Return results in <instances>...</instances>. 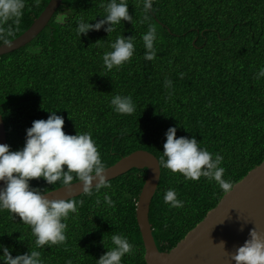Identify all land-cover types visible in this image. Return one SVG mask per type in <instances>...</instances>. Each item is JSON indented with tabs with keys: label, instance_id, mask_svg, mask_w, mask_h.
<instances>
[{
	"label": "trees",
	"instance_id": "obj_1",
	"mask_svg": "<svg viewBox=\"0 0 264 264\" xmlns=\"http://www.w3.org/2000/svg\"><path fill=\"white\" fill-rule=\"evenodd\" d=\"M49 2L39 0L37 6L26 0L20 23L9 21L12 34L6 40L29 29ZM101 2L64 0L32 42L0 56V112L11 150L24 146L26 129L34 120L47 119L49 110L63 116L66 134L92 133L106 168L138 149L160 159L165 132L177 126V137L195 136L201 147L224 157V178L234 187L264 161V78H254L264 66V0H154L147 20L143 0H128L133 23L121 21L109 34L102 28L78 36L76 21L101 19ZM149 24L157 30L154 61L144 59L142 35ZM121 35L133 36L134 55L108 72L102 56ZM166 78L171 88H165ZM116 94L133 97V114L113 111L110 100ZM146 177L147 169L133 168L108 181L110 188L72 198L77 212L65 221L67 241L61 245L36 249L30 227L2 211L0 243L13 256L38 250L44 264H96L111 246V236L123 234L135 253L125 255L122 264H147L137 221ZM30 184L45 192L63 186L59 181L47 185L43 178ZM170 188L184 201L183 208L164 202ZM105 194L114 207L103 203ZM225 194L215 181L185 180L162 168L150 211L160 250L174 248Z\"/></svg>",
	"mask_w": 264,
	"mask_h": 264
},
{
	"label": "clouds",
	"instance_id": "obj_2",
	"mask_svg": "<svg viewBox=\"0 0 264 264\" xmlns=\"http://www.w3.org/2000/svg\"><path fill=\"white\" fill-rule=\"evenodd\" d=\"M153 2L154 0H143L145 20L148 19L147 13L152 9ZM35 3L38 6L39 0H35ZM128 5V0H102L100 7L103 12L99 15L102 18L90 23V20L80 17L76 21L77 35L81 37L91 30L99 31L102 28L109 34L115 31V26L121 21L133 23ZM25 7L26 0H0V40H5L6 44H9L6 37L12 34V24L9 21L18 25ZM156 39L157 30L149 24L148 31L142 35L146 61H154L157 56L154 47ZM109 48V51L104 52L102 60L105 69L111 72L131 60L135 51L134 38L118 36L110 43ZM183 76L180 73L181 79ZM254 78H264V66ZM164 85L165 88H171L172 81L166 78ZM110 106L120 115H131L136 110L131 95H114ZM49 111L47 119L34 120L31 127L26 129L22 148L11 150L10 145L0 143V181L3 182L0 186V212L7 210L30 227L35 237L36 249L66 243L65 221L70 213L77 212V202L71 198L74 195V180L80 182L81 192L88 196H92L94 190L99 192L102 188L111 187L106 166L92 133L77 131L76 134H66L63 116L58 115L56 110ZM177 130V126H171L165 132L166 141L163 144V155L158 161L159 166L172 173H179L185 180L198 181L204 177L208 181H215L224 192H230L233 185L224 178V157L201 147L195 136L177 137ZM39 178H43L47 185H54L59 181L68 189L67 198H49L44 189L30 184L32 179ZM164 202L171 208L184 207V201L178 198L172 188L166 190ZM103 203L109 207L115 206L108 194L104 195ZM96 204H101L100 198L96 199ZM102 243L104 244L103 241ZM220 244L225 248L223 241ZM104 246L106 247L105 244ZM106 249L96 259V264H122L125 255L135 253L134 244L123 234H113L111 246ZM232 259L235 264H264V235L253 228L244 244L236 248ZM0 264H44V261L38 250L13 256L10 248L0 243ZM68 264L72 262L68 261Z\"/></svg>",
	"mask_w": 264,
	"mask_h": 264
},
{
	"label": "water",
	"instance_id": "obj_3",
	"mask_svg": "<svg viewBox=\"0 0 264 264\" xmlns=\"http://www.w3.org/2000/svg\"><path fill=\"white\" fill-rule=\"evenodd\" d=\"M64 0H50L43 12L19 37L0 45V56L32 42L50 23ZM0 143L8 144L7 127L0 112ZM159 158L151 151L138 149L107 167L109 181L133 168L147 169V177L137 204V221L145 245L147 264H235L232 256L249 238L253 228L264 235V161L252 169L227 192L196 227L174 248L162 251L157 245L150 211L162 176ZM3 182L0 181V186ZM74 195L81 192L80 182L72 185ZM49 198H67L68 189L61 186L47 192ZM241 228L243 230L241 231ZM223 241L225 248L220 242Z\"/></svg>",
	"mask_w": 264,
	"mask_h": 264
}]
</instances>
